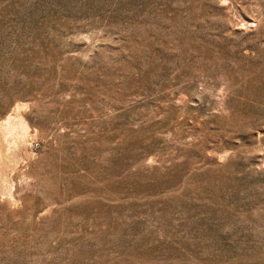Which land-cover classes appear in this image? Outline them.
Listing matches in <instances>:
<instances>
[{"label":"rangeland","instance_id":"obj_1","mask_svg":"<svg viewBox=\"0 0 264 264\" xmlns=\"http://www.w3.org/2000/svg\"><path fill=\"white\" fill-rule=\"evenodd\" d=\"M17 104L0 264H264V0H0Z\"/></svg>","mask_w":264,"mask_h":264},{"label":"bare ground","instance_id":"obj_2","mask_svg":"<svg viewBox=\"0 0 264 264\" xmlns=\"http://www.w3.org/2000/svg\"><path fill=\"white\" fill-rule=\"evenodd\" d=\"M19 106L21 105L17 104L11 109V113L7 116L8 120L0 122V192L1 194L4 192L3 190L4 189L3 185H5L4 182L7 183L14 182L13 181L14 178L12 177V175L19 169L20 165L22 166V163H24L23 165H25V163L29 160L31 153L27 151V143L31 137L29 133H27L25 137H22L21 139L19 138L23 132L24 133L26 132L25 129L28 128L26 124L27 120L25 121V119L22 117L23 113L21 114V112L19 111L18 108ZM10 117L13 118L14 124H10L11 122V120L9 121ZM3 169L5 170L3 171ZM10 188L11 187H8L7 190L8 189L10 190ZM11 192L12 190H10V194ZM13 199L14 197L12 198V202Z\"/></svg>","mask_w":264,"mask_h":264}]
</instances>
